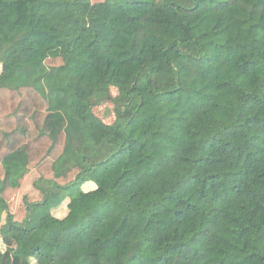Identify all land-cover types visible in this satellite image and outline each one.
<instances>
[{
	"label": "trees",
	"instance_id": "obj_1",
	"mask_svg": "<svg viewBox=\"0 0 264 264\" xmlns=\"http://www.w3.org/2000/svg\"><path fill=\"white\" fill-rule=\"evenodd\" d=\"M0 65V264H264V0H0Z\"/></svg>",
	"mask_w": 264,
	"mask_h": 264
},
{
	"label": "rangeland",
	"instance_id": "obj_2",
	"mask_svg": "<svg viewBox=\"0 0 264 264\" xmlns=\"http://www.w3.org/2000/svg\"><path fill=\"white\" fill-rule=\"evenodd\" d=\"M1 70H2V67L0 65V74H1ZM120 109H121V95L118 89L112 88L111 97L108 100L102 102L99 106L95 107L94 112L106 124L112 125L116 120L117 111ZM66 205H67V202L64 203L62 207L63 212L59 213L58 214L59 216H63V214H66L67 212ZM0 248L4 249L1 238H0Z\"/></svg>",
	"mask_w": 264,
	"mask_h": 264
}]
</instances>
